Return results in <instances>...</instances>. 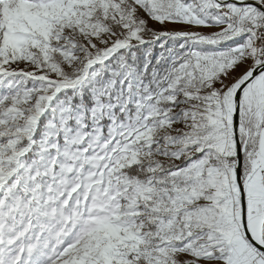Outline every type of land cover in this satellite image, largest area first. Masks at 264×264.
<instances>
[{"label": "snow or ice", "instance_id": "1", "mask_svg": "<svg viewBox=\"0 0 264 264\" xmlns=\"http://www.w3.org/2000/svg\"><path fill=\"white\" fill-rule=\"evenodd\" d=\"M0 264H264V0H0Z\"/></svg>", "mask_w": 264, "mask_h": 264}]
</instances>
